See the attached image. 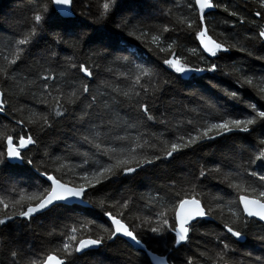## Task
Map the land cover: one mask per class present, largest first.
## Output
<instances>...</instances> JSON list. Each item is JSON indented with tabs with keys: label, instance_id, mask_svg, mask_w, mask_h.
Listing matches in <instances>:
<instances>
[{
	"label": "snow or ice",
	"instance_id": "6c2138e0",
	"mask_svg": "<svg viewBox=\"0 0 264 264\" xmlns=\"http://www.w3.org/2000/svg\"><path fill=\"white\" fill-rule=\"evenodd\" d=\"M37 2L39 5L43 0ZM169 2H173V7L162 10V15L168 17L170 23L165 24L162 31H155L143 21L134 22L125 15L122 0H85L80 18L75 12V0H50V5L30 9L32 17L25 25L26 34L8 42V54L3 55L4 63L0 65V114H9L11 108L10 123L14 126L9 132L0 131V226L18 218L31 222L37 215L68 207L70 202H76L73 207L98 203L106 217L103 223H98L86 215L73 219L70 227L65 225L59 231L53 227L49 235L62 238L58 246L42 256H35L28 264H75L78 256L108 246L121 237L151 255L139 237L141 231L157 237L170 236L173 248L178 250L191 240L196 225L202 226L217 218L216 210L208 207L200 198L203 194L197 191L210 176L232 190L215 197L222 229L214 235L215 247L220 249L214 264L216 261L230 264L229 257L234 251L230 244L244 239L253 224L264 226V131L260 132L258 144L250 145L251 150L241 147L239 151L225 154L213 167L201 165L198 175L189 174L183 182L170 177L171 183L150 196L142 206L132 196L114 197L104 192L106 183H117L120 177L133 179L149 167L170 164L178 155L189 151L195 153L208 142L237 133L246 134L240 137L246 139L258 129L264 130V105L247 104L237 90L218 85L213 87L228 101L243 104L246 110L235 112L233 105L227 102L193 92V106L182 104L173 115L175 123L171 126L167 110L160 112L159 117L156 115L162 95L177 80L185 76L192 79L193 74L198 73L223 71L217 63L206 62L204 53L217 58L233 49L245 50L235 43L226 45L228 36L225 42H220L210 34L208 17L220 7L217 0ZM259 7L264 9V0H259ZM223 10L229 11L228 6L224 5ZM117 15L120 16L118 21L114 19ZM229 15L239 17L236 11H230ZM89 16L92 17L90 23L87 22ZM255 16L264 20V11L257 10ZM54 17L65 27L54 29ZM240 23H245L244 18H240ZM256 27L258 33L248 39H256L264 45V25ZM46 32L52 34L54 50L34 58L23 77L24 85L18 86L19 65L32 57L36 38ZM171 32H183L187 40L198 41L189 51L201 55L203 67L192 66L175 51L176 40L166 43L169 38L164 34ZM124 33L148 45L149 51H153L154 46L157 54L170 53L163 58V65L175 78L160 81L159 65L149 66L148 61L133 53L123 55L127 47L120 44L129 43ZM62 45L71 49V55L64 57L63 64L59 62V53L66 50L60 47ZM248 55L254 52L249 51ZM233 73H236L238 88L255 87L264 100V76L256 80L255 74L248 75L235 66L223 71L224 75ZM121 80L127 83L122 86ZM9 82H16L17 91L8 87ZM13 95L33 101L29 116L24 115L29 110L27 102L19 106L11 104L9 97ZM35 104L44 108L38 109ZM62 121L72 124L73 143L65 144L59 154L51 145H45L38 164L36 157L27 153L33 149L39 152L41 137ZM33 125L37 128L35 132ZM157 125L163 126V130L153 131ZM3 127L8 129L9 125ZM16 168L34 170L36 175L26 180L11 174L3 176L5 169ZM65 168L73 173V178L67 181L58 175ZM100 192H104V196L94 201L92 197ZM225 195L230 199L225 201ZM225 207L227 218L223 212ZM133 211L137 213L134 219L138 223L129 219ZM169 211L174 212V217ZM78 233H82L83 238H79ZM257 238L264 242V232ZM212 242H204L205 250L199 252L200 257L207 256L210 251L207 245ZM9 252L8 264H18L25 255H30L15 247L9 248ZM197 262L198 257L190 254L182 264ZM255 262L264 264V257L256 256ZM0 264L4 261L0 260ZM160 264L165 262L161 260Z\"/></svg>",
	"mask_w": 264,
	"mask_h": 264
},
{
	"label": "trees",
	"instance_id": "16d2710c",
	"mask_svg": "<svg viewBox=\"0 0 264 264\" xmlns=\"http://www.w3.org/2000/svg\"><path fill=\"white\" fill-rule=\"evenodd\" d=\"M84 2L85 0H75V12L78 18L81 17L82 4ZM217 2L220 4V7L215 9L208 17L210 34L220 42H225V36H228L230 38L227 39L226 45L235 43L242 45L245 50L238 51L233 49L227 53H221L217 58L207 57V54L204 53L206 62L212 61L217 63L223 71H230L234 66L242 68L248 75L255 74L256 80H259L264 76V59H257V57L264 56V45H261L256 39L249 40L248 37L255 36L258 33L257 24L264 25V20L255 16L257 10L264 11V9L259 7V0H217ZM174 3L182 4L183 0H174ZM43 4L50 5V0H43V3L39 5L37 0H0V65L4 63L3 55L8 54V42L19 38L21 34H26L27 29L25 25L31 21L32 17L30 9L43 7ZM224 5L228 6L229 11L223 10ZM170 7H173V2H169V0H122L121 3L122 12L125 15L133 18L134 22L143 21L147 27L155 31H162L163 26L170 23L169 18L162 15V10ZM230 11L238 12L239 17L230 16ZM241 17L245 20L243 25L240 23ZM114 19L118 21L120 16L117 15ZM91 20L92 17L89 16L87 22L90 23ZM225 21L229 23L225 24ZM52 27L55 29L57 27H65V25L61 24L54 17ZM109 27H112V25H109ZM221 33L224 35H221ZM122 35L129 42L127 45L123 41L120 44L121 47H127V51L123 55L133 53L137 58L148 61L149 66L159 65L158 78L160 81H163L165 78H175V74L171 73L163 65V58H166L170 53L157 54L158 50L154 46L153 51H149L148 45L141 43L134 37L127 36L126 33ZM164 35L169 38L166 43H172L173 40L177 41L174 46L175 51L186 58L188 63L192 66H204V63L201 62V55L192 54L189 51L190 48L198 45V41H195L194 38L187 40L183 32H171ZM60 47L66 49L59 53V62L63 64L64 57L71 55V49H67L63 45ZM52 50H54V41H52L51 32H46L36 38L35 47L32 49V57L27 58L24 63L19 65L18 86L24 85L23 77L27 73L29 66L32 65L33 59ZM200 51L202 52V49ZM249 51L254 52V55H248ZM223 71L198 73L193 74L192 79L185 76L183 80H177L162 95L156 115L159 117L160 112L167 110V118L171 126V124L175 123L173 115L178 112L182 104H186L189 107L193 106V92L203 93L221 102H227L233 105V111L235 112L246 110L243 104L236 105L234 102L228 101L227 97L218 91L217 88L213 87V85H218L220 88H227L229 90H237L247 104L256 103L258 106L264 105V100L260 99L255 87L250 88L245 86L240 89L235 83L236 73L224 75ZM120 83L124 86L127 82L121 80ZM18 86H16V82H9L8 85L14 92L17 91ZM9 99L11 104L16 106L27 102L29 110H26L24 115L26 117L30 115V109L33 105L31 99L25 101L23 98H18L15 95L10 96ZM35 107L38 109L44 108L41 104H35ZM10 113L11 108L9 109V114H0V131L2 132H9L11 127L14 126V123H10ZM4 124L9 125L8 129L3 127ZM32 128L34 132L37 131L35 125ZM152 130L162 131L163 126L157 125ZM261 131L264 130L258 129L256 133L247 136L246 139L240 138L246 134L237 133L229 137L220 138L217 141L208 142L206 146L195 153L189 151L186 155H178L170 164L164 163L159 167H149L133 179L120 177L117 183H106L104 192L111 193L114 197H119L122 194L125 197L132 196L142 206L150 196L156 195L158 190L163 189L171 183L170 177L177 182H183L186 178H189V174L198 175L201 165L213 167L225 154H229L233 150L239 151L241 147L251 150L250 145L255 146L258 144L261 138ZM165 138L168 139L170 137L166 136ZM73 140L74 130L72 124L62 121L61 124L49 130L48 134L41 137L39 152L33 149L27 155L35 156L39 164L45 145H51L52 150L59 154L64 149L65 144H72ZM74 159L76 162H79L77 158ZM10 174L17 176L21 180H26L36 175L34 170L28 172L21 168L5 169L3 172L5 178ZM58 175H62L66 181L73 178V173L67 168L63 169ZM24 186L26 187V185ZM184 186L190 187L189 185ZM197 191L203 194L200 197L202 201L208 207L216 210L215 215L217 218L205 222L202 226L196 225L195 229L192 230L191 240L178 250L173 248L170 236L157 237L150 232L141 231L139 232V237L147 251L165 256L170 264H182L184 258L190 254L198 257L197 264H214L216 253L220 250L215 247L214 235L222 229L220 209L215 197L225 192H232V190L218 183L217 180L212 179L210 176L204 185L198 187ZM104 192L98 193L92 199L99 201L104 196ZM228 199L230 197L225 195L224 200L227 201ZM108 203H111V201H108ZM89 206L86 209L78 206L56 208L51 212L36 216L31 222L18 218L10 221L6 226H0V260H3L4 264H8V257L10 256L9 248L12 247L22 249L24 253H30V255H25L18 264H28V261L35 258V256H42L48 251L54 250L62 238L58 235L54 238L49 233L53 230V227L57 231L63 229L65 225L70 227L73 219H80L87 215V218H95L98 223H103L106 217L103 216V211L99 207V204L94 203ZM111 210L115 212V209ZM223 212L227 218L229 214L226 207L223 209ZM136 215L135 211L129 215V219L133 223H138L134 219ZM169 215L174 217V212L169 211ZM209 230L212 231L210 232ZM262 232H264V226L253 224L247 231L244 239L238 243H231L230 249L234 251L229 257L230 264H256V256L264 257V242L257 238L258 234ZM204 233H208V235L205 236ZM97 234L100 233L97 232ZM78 237L83 238V234L78 233ZM231 239L235 241L234 238ZM206 240L213 241L207 245V248L210 250L207 256H211L213 259H208L207 256H199V252L205 250L204 242ZM220 247L222 248V245ZM61 255L63 254L61 253ZM75 264H150V262L145 251L135 249L119 238L114 242H110L108 246H103L98 250L78 256ZM215 264H219V262L216 261Z\"/></svg>",
	"mask_w": 264,
	"mask_h": 264
},
{
	"label": "water",
	"instance_id": "95a60500",
	"mask_svg": "<svg viewBox=\"0 0 264 264\" xmlns=\"http://www.w3.org/2000/svg\"><path fill=\"white\" fill-rule=\"evenodd\" d=\"M65 19H67V18H65ZM73 204H76V202H70L69 206H72ZM76 206L81 207V208H85V209L90 207L89 205H78V204ZM120 239L123 240V241H125V242H127L128 244H130L133 248L138 249L137 246L134 244V242L130 241L128 238L121 237ZM138 250L144 251L143 249H138ZM147 252H150V251H147ZM150 253H151V255H148L146 253L147 254V257L149 259L150 264H160V261L161 260L164 261L165 264H170L165 257L160 256V255H158L156 253H153V252H150Z\"/></svg>",
	"mask_w": 264,
	"mask_h": 264
},
{
	"label": "rangeland",
	"instance_id": "374dc122",
	"mask_svg": "<svg viewBox=\"0 0 264 264\" xmlns=\"http://www.w3.org/2000/svg\"><path fill=\"white\" fill-rule=\"evenodd\" d=\"M163 257H165V256H163ZM166 258V257H165Z\"/></svg>",
	"mask_w": 264,
	"mask_h": 264
}]
</instances>
